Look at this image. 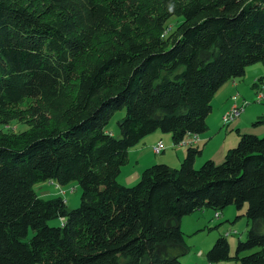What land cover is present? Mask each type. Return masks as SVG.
<instances>
[{
	"label": "trees",
	"instance_id": "obj_1",
	"mask_svg": "<svg viewBox=\"0 0 264 264\" xmlns=\"http://www.w3.org/2000/svg\"><path fill=\"white\" fill-rule=\"evenodd\" d=\"M255 63L264 0H0V264H182L181 218L228 205L247 219L233 258L264 264V135L240 133L219 164L195 168L190 144L177 167L117 181L144 136L179 145L205 132L215 93ZM121 109L115 137L106 127ZM46 180L76 181L79 205L39 197ZM229 258L221 235L206 259Z\"/></svg>",
	"mask_w": 264,
	"mask_h": 264
},
{
	"label": "rangeland",
	"instance_id": "obj_2",
	"mask_svg": "<svg viewBox=\"0 0 264 264\" xmlns=\"http://www.w3.org/2000/svg\"><path fill=\"white\" fill-rule=\"evenodd\" d=\"M181 21H182L181 16H173L168 20L167 24L169 27L174 28ZM258 65L264 66V64L262 63H258ZM259 85L262 88H264V75H263L262 81L259 82L258 86ZM246 87L247 89H243L241 87L240 92H239L240 95H242L245 98V102L249 103L246 105V107L250 108V106L252 105H258V106L263 105L264 100L262 101L256 100V95H255V90H254L255 88L252 87V81L249 82L246 85ZM230 103L229 105L232 106L233 104L232 100L230 101ZM211 105H212V110L208 115L209 118L215 121H218L219 119L220 124H222L223 115L222 114L217 115L219 106L217 104L216 105L211 104ZM245 114H246V111L245 113L244 111H241L238 118L236 117L230 123L224 124V126H222L221 133L217 136L216 143H214V149H213L214 156H216L217 154L219 155V153L215 154L216 149H220L221 147H225L226 145H229L233 136H237L235 123L240 120H243V122H246L247 117L245 118L244 116ZM124 115H125V109L116 111L111 117V119L109 120V123L107 124V127H106L107 131L111 132L115 137L119 136L117 122ZM246 126L248 128L250 126L252 127L250 122L248 124L246 123ZM258 126L260 125H255V127H252V128L255 129ZM27 128H28L27 125L22 121L12 122L8 124L7 126H5V129H8L5 131L10 132V133H17L20 131H24ZM159 132H162V131H159ZM162 133L168 135L171 138L170 133H167V132H162ZM242 133H248V132H242ZM155 145L152 146V150L154 152L152 153V156L154 157V159L156 157H160L163 155L162 152L156 153L154 151ZM176 148L177 147H175L174 149L170 151L168 150V154H170L169 155L170 157H168V160H173L176 158V152H175ZM222 160H223L222 156H216V160H215L216 162L214 160L213 161L216 164H219L222 162ZM157 161L158 160H153L152 162L148 164V166L161 163ZM201 164L196 165L195 168H198ZM178 165L179 164H173L172 167H177ZM132 172H133L132 164L123 165L117 177V181L126 186H132L136 184L139 181L140 177L137 179L135 178V180H131L129 182L126 180L128 174ZM33 189L35 193L43 199L51 198L55 196H61L65 200L68 209L76 208L80 203L81 188L76 181H71L64 185H58L49 180L40 181V182H36L33 184ZM244 211H245L244 208L237 210L234 205H228L222 211H217V213H219V217L214 216L215 211L211 208L198 209L188 215L183 216L181 218L180 225H181V230L184 234L185 244L188 246V252L179 258L182 264H241L238 260L234 259L233 257H234L235 247H236L238 239L245 238L247 219L244 216ZM61 221L62 220L59 218H53V219L48 220L47 224L51 226H56V225L61 224ZM30 234H31V230L29 229L28 237L30 236ZM221 235L225 236L229 243V255L231 256V258L227 260L217 261V262H209L206 259V252L212 247L214 241ZM246 253L247 252L241 255H244Z\"/></svg>",
	"mask_w": 264,
	"mask_h": 264
},
{
	"label": "crops",
	"instance_id": "obj_3",
	"mask_svg": "<svg viewBox=\"0 0 264 264\" xmlns=\"http://www.w3.org/2000/svg\"><path fill=\"white\" fill-rule=\"evenodd\" d=\"M252 65L246 67L245 74L242 78L228 80L215 93V95L212 98L211 104L213 105L217 104L219 106L217 115L220 114L224 115L227 112V110L231 107L229 103L231 101L232 95L237 94L236 101L238 103L241 104L242 102H244L245 98L239 93L240 88L242 87L243 89H247L246 85L249 82L252 81L253 84L259 77H263L264 66H259L258 63H255V65L253 66ZM254 90L256 96L258 93L262 94V97L259 101L264 100V88H262L259 85ZM247 104L249 103L247 102ZM246 105L243 110L244 113L246 111V114L244 115L245 118L247 117L246 122L240 120L235 123L237 136H233L229 145H226L225 147H221L220 149H216L215 154L219 153V155L217 154L216 156H222L223 158L226 151L234 147L238 143L239 134L242 132L253 133L257 136L264 135V128L262 125L258 126L255 129L252 128L255 127L254 122L258 119V117L264 114V104L259 106L252 105L250 106V108H247ZM211 110H212V105H211ZM249 122L251 123L252 127L250 126L248 128L246 126V123L248 124ZM222 126H224V123L222 122V124H220L219 119L218 121H215V120H211L209 116L207 117V130L198 135V141L195 144V146L200 149V153L195 158L194 166L201 164L203 161L207 159H212L214 161L216 160V156L213 155L214 143H216L217 136L221 133ZM186 140L187 141L191 140V135L187 136ZM157 142H161L164 147L163 150L161 151L163 155L160 157H156L154 159V157L152 156V153H154L152 150V146L155 145ZM179 145H174L172 138H170L168 135L162 132H159V130H156L144 136L136 145L128 149L126 165L132 164L133 172L128 174L126 180L129 182L131 180H135V178L136 179L139 178L142 170L146 168V166L149 167L148 164L153 160H158L157 162H161L170 166H173V164H179L186 154V149L188 144L180 143ZM175 147H177L175 150L176 158L173 160H168V157H170L169 156L170 154H168V150L170 151Z\"/></svg>",
	"mask_w": 264,
	"mask_h": 264
},
{
	"label": "built area",
	"instance_id": "obj_4",
	"mask_svg": "<svg viewBox=\"0 0 264 264\" xmlns=\"http://www.w3.org/2000/svg\"><path fill=\"white\" fill-rule=\"evenodd\" d=\"M262 97L261 93H258L256 96V100L259 101ZM231 100L233 102L232 106L230 107V109L222 116V121L224 124H228L232 121V117H238L240 115V112L244 110L245 105L247 104V102H242L241 104L238 103L237 100V94L232 95L231 96ZM198 141V137L197 136H192L191 140L187 141L186 139L183 140L181 143H186L188 145L190 144H196ZM163 145L161 142H158L155 146H154V151L156 153H160L163 150ZM215 217H219V213L215 212L214 214Z\"/></svg>",
	"mask_w": 264,
	"mask_h": 264
},
{
	"label": "bare ground",
	"instance_id": "obj_5",
	"mask_svg": "<svg viewBox=\"0 0 264 264\" xmlns=\"http://www.w3.org/2000/svg\"><path fill=\"white\" fill-rule=\"evenodd\" d=\"M236 117H232V120H234ZM238 118V117H237Z\"/></svg>",
	"mask_w": 264,
	"mask_h": 264
}]
</instances>
